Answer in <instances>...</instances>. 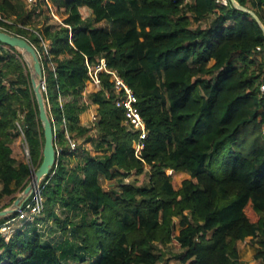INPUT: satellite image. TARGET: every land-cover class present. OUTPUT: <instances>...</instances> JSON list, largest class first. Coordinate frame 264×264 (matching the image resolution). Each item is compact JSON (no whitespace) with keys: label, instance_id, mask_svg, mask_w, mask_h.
Returning a JSON list of instances; mask_svg holds the SVG:
<instances>
[{"label":"trees","instance_id":"trees-1","mask_svg":"<svg viewBox=\"0 0 264 264\" xmlns=\"http://www.w3.org/2000/svg\"><path fill=\"white\" fill-rule=\"evenodd\" d=\"M236 2L249 11L230 0H0V29L40 56L60 150L40 181V216L0 233V264H242L236 242L247 237L264 264V0ZM102 58L137 96L142 159L110 75L84 95L85 61ZM92 105L96 118L83 124ZM248 126L259 131L247 148L237 139ZM78 139L95 153L71 149ZM43 145L27 63L0 42V209L27 185ZM177 171L189 177L176 188ZM143 173L146 184L126 181ZM172 242L180 250L165 258Z\"/></svg>","mask_w":264,"mask_h":264},{"label":"built area","instance_id":"built-area-1","mask_svg":"<svg viewBox=\"0 0 264 264\" xmlns=\"http://www.w3.org/2000/svg\"><path fill=\"white\" fill-rule=\"evenodd\" d=\"M27 2H32L33 0H26ZM222 4H226V0H217ZM257 50H260V47H257ZM47 53V49L45 48ZM87 66V72L90 77V83L96 90L100 87L101 78L100 73L104 72L110 75L112 81V90L114 93V105L117 108H120L123 111L124 123L133 131L137 133V137L133 143L134 154L137 158L142 159V151L144 149V140L147 137V129L145 121L140 113L138 107V99L134 91L127 85V83L118 75L116 70L107 68L106 61L104 58L96 65H89L85 61ZM41 90H45V81L43 80L41 84ZM260 90L264 92V83H261ZM111 92L106 91L105 96L110 97ZM70 148H76V142L70 140ZM60 150L57 149V154ZM26 161L29 162L28 150L25 149ZM35 169H31L30 177H33ZM43 210V195L41 192L40 182L31 190L26 199L22 202L18 208L15 216L8 217L0 225V233L4 236L5 231L11 229V224L14 221H25L29 217L38 216L42 213ZM5 237V236H4ZM6 238V237H5Z\"/></svg>","mask_w":264,"mask_h":264},{"label":"water","instance_id":"water-1","mask_svg":"<svg viewBox=\"0 0 264 264\" xmlns=\"http://www.w3.org/2000/svg\"><path fill=\"white\" fill-rule=\"evenodd\" d=\"M230 1L237 8L243 11H249L244 6L238 4L236 0H230ZM252 14L259 21V18L254 13ZM261 26L264 29V26L262 24ZM0 42L21 51L27 63V66L30 71L32 88L34 90L35 97L37 100L39 118L42 123L43 133H44V145L42 150L41 163L35 169L31 180L17 194L13 202L8 207L0 210V218H2L10 214L16 213L22 202L31 192V190L37 185V183H39L46 175L49 174V172L55 166L57 150L54 144V129L52 126V122L48 117L42 90H41V84L44 78H43L42 64L37 50L25 37L1 29H0Z\"/></svg>","mask_w":264,"mask_h":264},{"label":"rangeland","instance_id":"rangeland-1","mask_svg":"<svg viewBox=\"0 0 264 264\" xmlns=\"http://www.w3.org/2000/svg\"><path fill=\"white\" fill-rule=\"evenodd\" d=\"M210 21H211V18L206 19L203 22V25H208L210 23ZM95 90H96V88L93 87L91 84H89L84 91V95L90 91H95ZM96 114H97V106L92 105L87 111H85L84 113H82L80 115V121L83 124L91 123L95 120ZM258 131H259L258 127L248 126L240 132V134L238 135L237 141L242 142L243 145H245V147L248 148L251 140L258 133ZM76 143L81 146L80 151L87 150L90 154L95 153L92 143L85 142L83 139H78L76 141ZM14 150L17 153H21V151H22L21 145L19 143V139H17L16 142L14 143ZM224 151H225V148L221 150V153ZM25 161H26V158H25ZM145 168H146V170H148V166H145ZM167 172L169 173V171H167ZM146 173H143L142 175H139L137 177L129 176L126 179V181L134 180L137 185L146 184L147 180H148V175ZM188 177L189 176L187 173L182 172V171H177L176 173L173 174L172 180L174 182V186L176 188L179 187L181 181L183 179L188 178ZM30 180H31V177L29 178V181ZM104 186H107V181L104 183ZM1 205L2 204H0V207H1ZM247 213L251 219L256 218L255 213L251 209H247ZM38 216H40V215H38ZM58 216H59V220H63V218L65 217V213H61L60 211H58ZM32 220H33V217L31 216L25 221H14L11 224V226H12L11 229L5 231L4 236L6 237V239H8L11 235H13L15 232H17V230H21V231L25 230L27 227H29L28 225H32V224H29ZM48 223L50 224L51 221H48ZM36 225L40 226L39 224H36ZM236 247L238 249V256H239V259L242 262V264H262V261L255 257V255L258 251V246L256 244H254V240L251 239L250 237H247L244 241H237ZM179 250H180V248L178 247L176 242L170 243L166 247L167 255L165 256V258H170V257L173 258L172 256L176 252H178ZM75 264H78V263H75ZM169 264H178V263L174 259H170Z\"/></svg>","mask_w":264,"mask_h":264}]
</instances>
